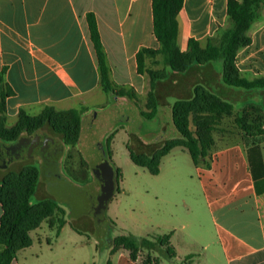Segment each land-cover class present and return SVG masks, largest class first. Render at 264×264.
Returning <instances> with one entry per match:
<instances>
[{
	"label": "crops",
	"instance_id": "0c3cea01",
	"mask_svg": "<svg viewBox=\"0 0 264 264\" xmlns=\"http://www.w3.org/2000/svg\"><path fill=\"white\" fill-rule=\"evenodd\" d=\"M229 1L184 0L178 16L182 51L187 50L190 39L205 47L208 40L218 39L220 32L232 27ZM152 4V0H0V73L5 69V84L11 91L5 101L9 127L16 124L21 111L30 116L39 115L46 107L57 111L86 108L90 112L97 104L93 103L95 94L107 96L100 84L88 14L97 18L114 87L133 90L146 102L150 78L138 72L137 55L144 48H160ZM249 37L251 43L237 53L235 65L242 78L255 81L264 78V3ZM204 73L208 74L209 88L234 105L233 116L217 126L207 167L195 166L182 147L162 159L158 176L175 187L182 174L177 170L175 151L181 149L191 159L200 201L186 203L181 212L189 220H197V234L186 241L188 224L181 221L175 206L168 214L164 212L165 223L153 227L167 233L155 235H171L175 258L170 263L185 264V259L193 258V253L182 255L192 244L203 254L208 252L212 264L220 259L223 264H264V127L262 134L247 133L235 121L250 104L264 108V92L224 85L221 63L208 66ZM165 113L171 114V109ZM248 113L254 115L250 110ZM110 260L112 264H142L140 256L132 260L130 252L123 249L110 255ZM166 262L160 259L158 264ZM11 264L21 263L16 257Z\"/></svg>",
	"mask_w": 264,
	"mask_h": 264
},
{
	"label": "trees",
	"instance_id": "16d2710c",
	"mask_svg": "<svg viewBox=\"0 0 264 264\" xmlns=\"http://www.w3.org/2000/svg\"><path fill=\"white\" fill-rule=\"evenodd\" d=\"M152 3L154 34L160 48H144L137 55L138 72L149 76L151 86L147 112L142 111L141 115L145 120L152 122L159 117L163 107H169L178 137L158 144H148L149 141L135 134L132 138L133 145L128 144L130 158L136 166L148 170L152 175H158L162 159L173 149L182 147L188 151L195 166L207 167L206 158L215 145L214 133L217 126L224 118L232 117L235 108L209 88L208 74L204 73V70L208 66L221 63L224 85L241 91L264 92V78L248 81L241 77L235 65L237 53L251 43L249 31L264 0H230L227 13L232 27L220 32L218 39L208 40L205 47L190 39L186 51H182L178 45V16L183 9L184 0H152ZM87 22L98 59L103 92L110 99H136L137 95L133 90L114 87L97 18L94 14H88ZM158 56L162 57L164 67L158 71L146 69V60ZM198 70L202 71L201 74L196 73ZM4 75L5 69L0 73V141L14 143L23 136L33 135L36 130L47 128L51 133L44 135H59L67 147L77 145L83 116L88 112L86 108L57 111L46 107L37 116H30L21 111L16 124L8 127L5 101L11 91L5 84ZM248 110L259 115L255 118L258 120L257 124L255 120H250L254 116L249 114ZM243 114L235 119L237 125L244 132L262 134L264 108L250 104L245 107ZM190 122L194 124L195 132L190 129ZM116 131L107 137L110 157L109 146ZM22 162V167L17 171L0 170V264H11L18 252L31 247L33 240L30 233L40 228L46 220H49L51 228H56L57 236L60 235L62 227L71 222L67 219L64 208L53 199L45 198L32 203L41 182V166L34 160ZM116 172L119 182L122 173L120 169H116ZM54 212L61 215L56 221L53 218ZM71 226L80 232L73 224ZM170 238L171 235L140 238L121 231L114 239L110 255L123 249L130 252L132 260H137L145 253L142 264H158L163 258L171 261L175 258V251L170 244ZM154 253L158 254L155 258ZM106 264H112L111 260Z\"/></svg>",
	"mask_w": 264,
	"mask_h": 264
},
{
	"label": "rangeland",
	"instance_id": "374dc122",
	"mask_svg": "<svg viewBox=\"0 0 264 264\" xmlns=\"http://www.w3.org/2000/svg\"><path fill=\"white\" fill-rule=\"evenodd\" d=\"M149 60V63L146 62V69L158 71L164 67L161 61L163 60L162 57L159 60L158 57L149 58ZM93 98L95 99L93 103L97 104L93 106L95 109L92 108L90 112L97 113V117L105 124V128L110 123L112 125L117 118L121 119L124 113L131 118L128 124L121 122L114 124L113 130L108 133L109 136L117 130L109 146V151L111 152V161L114 168L120 169L122 173L119 180V192L110 203L107 211V217L114 226L116 235L121 231L135 237L166 234L167 232H160L153 227L165 223L167 215L164 214H168L172 209L175 210V206H177L175 212H177L182 222L188 224L187 235H185L188 239L185 240H190L197 234V220L194 218L189 220L187 216L182 214L181 210L186 203L200 201V199L196 193L198 178L189 155L183 153L181 149L175 151L176 156L179 157L176 160L177 170L180 169L182 172L179 183L175 187L174 184L162 179L161 176L152 175L148 170L136 166L131 160L128 150V144L133 145L132 138L135 134L140 135L143 140L149 141L148 144H158V142L164 140L177 138L178 134L173 125L171 114L165 113L170 108L163 107L159 118L151 122L141 116L142 110L147 109V101L142 102L138 98L131 101L121 98L117 101L101 94H95ZM90 112H86L83 116L81 135L77 145L69 146L62 160L63 174L75 186L84 185L91 180L90 161L93 158L91 133L95 126L93 127V124H90L89 120V122L87 121ZM161 113L164 114L161 115ZM253 116L250 120H255V124H257L258 120L255 118L259 115L254 114ZM139 122L142 124V128H139ZM7 126L9 127V124ZM190 129L193 132L196 130L192 122H190ZM103 130L104 126L100 124L99 132H103ZM33 133V135H44V133H51V131L43 128ZM54 138L62 141L59 135H55ZM22 165L23 162L18 161L9 169L2 171H17ZM166 165L167 161L165 162V168ZM45 198L55 200L64 208L67 219H70L71 225L73 224L80 232L74 230L70 223H67L63 226L60 235L57 236L56 228H51L48 224L49 220H46L40 228L31 232L33 244L17 254L19 262L21 264H106L110 256H99L94 217L81 212L76 219L70 218L69 211L66 208L69 205L66 200L62 196H58L57 191H53L50 183L41 177L40 185L37 193L32 198V203L35 204ZM160 210L163 212L162 215ZM54 213L53 218L56 221L61 215L58 212ZM175 242H177V239H174ZM204 243L206 244L205 241ZM192 253L193 258L185 259V264H212L208 252L203 254L204 251L192 244L186 246L182 255L187 256ZM145 257L146 254L143 253L140 258L144 260ZM166 264H181V262L170 263L168 261ZM216 264H223V262L220 259Z\"/></svg>",
	"mask_w": 264,
	"mask_h": 264
},
{
	"label": "water",
	"instance_id": "95a60500",
	"mask_svg": "<svg viewBox=\"0 0 264 264\" xmlns=\"http://www.w3.org/2000/svg\"><path fill=\"white\" fill-rule=\"evenodd\" d=\"M88 120L93 127L95 126L91 133L93 158L90 161L91 180L88 183L79 186L71 184L62 171V160L68 147L62 141L48 135L23 136L14 143L0 141V170L9 169L19 160L39 162L43 180L48 181L53 191H57L58 196H62L69 205L66 207L69 217L76 219L81 212L94 217L99 256L103 257L110 256L116 237L107 211L119 192L117 172L107 150V136L113 130L114 124L119 122L128 124L131 118L124 113L121 119L117 118L107 128L95 112L87 117ZM100 124L104 126L103 132H99ZM138 126L142 128L140 122Z\"/></svg>",
	"mask_w": 264,
	"mask_h": 264
},
{
	"label": "flooded vegetation",
	"instance_id": "af4514ba",
	"mask_svg": "<svg viewBox=\"0 0 264 264\" xmlns=\"http://www.w3.org/2000/svg\"><path fill=\"white\" fill-rule=\"evenodd\" d=\"M144 118V117H143ZM49 136V135H48ZM52 137V136H51ZM54 138V137H53ZM55 139V138H54ZM63 159H64V157H63ZM19 161H23V160H19ZM35 161V160H34ZM16 162H18V161H16Z\"/></svg>",
	"mask_w": 264,
	"mask_h": 264
}]
</instances>
